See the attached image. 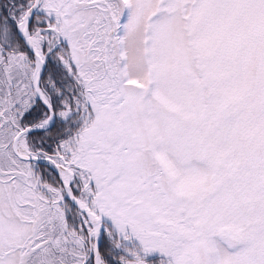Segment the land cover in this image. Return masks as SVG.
<instances>
[{"label":"snow or ice","instance_id":"obj_1","mask_svg":"<svg viewBox=\"0 0 264 264\" xmlns=\"http://www.w3.org/2000/svg\"><path fill=\"white\" fill-rule=\"evenodd\" d=\"M0 264H264V0H0Z\"/></svg>","mask_w":264,"mask_h":264}]
</instances>
